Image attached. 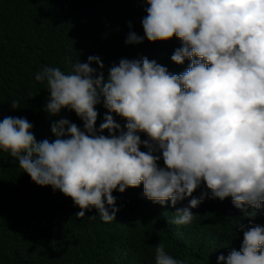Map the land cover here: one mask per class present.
I'll list each match as a JSON object with an SVG mask.
<instances>
[{"label": "clouds", "instance_id": "clouds-1", "mask_svg": "<svg viewBox=\"0 0 264 264\" xmlns=\"http://www.w3.org/2000/svg\"><path fill=\"white\" fill-rule=\"evenodd\" d=\"M145 2L135 23L118 8L117 26L127 46L155 50L120 59L107 76L97 55L69 58L67 73L43 66L41 127L1 113L0 151L20 168L16 194L104 225L119 222L129 192L172 210L182 227L214 222L217 206V217L237 211L247 218L242 245L214 264H264V0ZM157 243L139 229L109 243L105 264H192Z\"/></svg>", "mask_w": 264, "mask_h": 264}, {"label": "trees", "instance_id": "trees-1", "mask_svg": "<svg viewBox=\"0 0 264 264\" xmlns=\"http://www.w3.org/2000/svg\"><path fill=\"white\" fill-rule=\"evenodd\" d=\"M143 4L145 0H0V116L27 118L32 125L35 120L41 127L48 93L34 77L45 65L67 73L69 58L72 63L87 62L89 55H97L107 76L120 59L155 50L127 46L125 32L117 26L118 8L135 23ZM156 53L162 56L163 50ZM13 101L19 109L12 108ZM14 160L0 151V182L5 188L0 201V264H105L111 260L109 243L118 245L139 229L150 246L163 242L173 258L192 264L217 263L219 255L227 256L236 243L242 245L239 225H246L245 214L230 211L217 217V206L214 222L194 215L195 222L182 227L170 223L172 210L150 208L135 192L121 197L118 223L80 221L64 203L48 207L33 198H19L21 176ZM183 240L192 248L184 247Z\"/></svg>", "mask_w": 264, "mask_h": 264}, {"label": "rangeland", "instance_id": "rangeland-1", "mask_svg": "<svg viewBox=\"0 0 264 264\" xmlns=\"http://www.w3.org/2000/svg\"><path fill=\"white\" fill-rule=\"evenodd\" d=\"M47 195H54L52 192H48L47 193ZM148 206L150 207V208H153L154 209V205H152V203L151 202H148ZM119 224H122V222H120ZM182 244L184 245V247H190V248H192L191 246H188V244L183 240L182 241ZM105 260L106 258H101V261L102 260Z\"/></svg>", "mask_w": 264, "mask_h": 264}, {"label": "bare ground", "instance_id": "bare-ground-1", "mask_svg": "<svg viewBox=\"0 0 264 264\" xmlns=\"http://www.w3.org/2000/svg\"><path fill=\"white\" fill-rule=\"evenodd\" d=\"M18 169H20V168H18ZM48 192H50V191H45V193L47 194ZM53 193V192H52ZM54 194V193H53ZM0 196H1V194H0Z\"/></svg>", "mask_w": 264, "mask_h": 264}]
</instances>
